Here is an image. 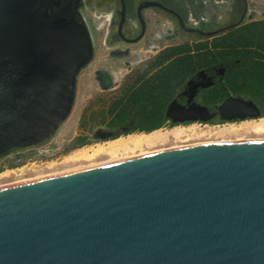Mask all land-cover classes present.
I'll return each instance as SVG.
<instances>
[{
  "label": "water",
  "instance_id": "water-1",
  "mask_svg": "<svg viewBox=\"0 0 264 264\" xmlns=\"http://www.w3.org/2000/svg\"><path fill=\"white\" fill-rule=\"evenodd\" d=\"M79 1L0 0V159L51 145L71 114L94 52ZM227 111L258 114L231 97L218 107ZM197 114L166 111L173 123L207 120ZM0 264H264V142L2 187Z\"/></svg>",
  "mask_w": 264,
  "mask_h": 264
},
{
  "label": "flooded vegetation",
  "instance_id": "flooded-vegetation-1",
  "mask_svg": "<svg viewBox=\"0 0 264 264\" xmlns=\"http://www.w3.org/2000/svg\"><path fill=\"white\" fill-rule=\"evenodd\" d=\"M96 1H99V3L96 6H93V8L97 9L98 12L107 14L106 20L108 22V29L105 42L111 47L110 53L108 54L109 57L111 54V58L113 59H118L120 57L128 58L135 51L132 50V47L140 44L149 48V52H154L157 55L150 64L146 65L145 68L139 72L138 77L129 84L130 86L124 90L120 97L129 95L135 87L142 83L143 80L149 78L161 67L166 65L167 62H164L161 65L152 68L150 67L156 62V58L163 51L169 49L170 52H173V56L170 60L175 59L179 55L177 54V51H182L186 48L191 51L190 53H193L195 52L197 44L211 43V40L215 38L225 36L237 28L244 27L248 25V23H246V18H250L247 0H194L192 11L186 15L182 13L183 11L180 12L176 5L178 1L186 3L188 0H174L175 2H173V0L170 2H165L163 0ZM79 5V11L82 14H84L87 8H90L87 0H80ZM91 35L93 37V34ZM95 55L94 46L93 58L85 68L93 62ZM170 60L168 62H170ZM122 64L126 65L128 68L130 67V70L127 73L132 71V66H130L129 61L122 62ZM229 69L228 66L220 64L217 67L202 69L196 72L185 80L184 84L176 90L174 97L169 103H174L175 106L181 109H192L196 114H203L197 109V107H202L203 110L205 109L203 115L207 117V120L173 123L171 119H165L162 125L156 130L165 127L169 129L177 127L187 128L191 125L197 124V131H188L185 138L186 141L199 139V141L202 142L203 140L210 141V138L216 139L217 132L221 130L222 127L239 125L264 117L262 116L264 109L262 110L261 106L253 101L251 102L255 105L258 111L256 116L238 118L234 116L235 113L233 111H227L222 114L225 117H221V114L218 112V107L224 99L231 97L246 102L250 101L238 96L230 95L224 98L221 102L215 104H206L203 102V94L207 91L213 90L218 84L222 83L228 75ZM98 71L101 84L107 89L111 88L113 83H115L113 81V71H105L104 69H99ZM200 73L203 74V76H208V79H211L212 81H205L206 78L198 76ZM144 74L145 76H143ZM188 84V93L187 95H183ZM105 130L106 132L111 131L107 126ZM134 133L145 132L137 131L130 134ZM80 144L81 142L77 143V145ZM39 148L41 151L40 154L42 155L44 152L48 151L46 149H49V147L46 146H41ZM34 149L37 154L39 150H37V148ZM67 151L68 150H60L59 152L64 153Z\"/></svg>",
  "mask_w": 264,
  "mask_h": 264
},
{
  "label": "rangeland",
  "instance_id": "rangeland-1",
  "mask_svg": "<svg viewBox=\"0 0 264 264\" xmlns=\"http://www.w3.org/2000/svg\"><path fill=\"white\" fill-rule=\"evenodd\" d=\"M163 1L170 2L171 0ZM87 2L90 5V8H87L82 15L85 17V21L91 34H93L92 39H94L96 55L93 62L85 68L78 77L76 97L71 114L58 130L56 136L51 141V145H45L46 147H49V149H46L48 151L44 152L43 155L40 154V148H37V150H39L37 154L35 149H27L16 155L0 159V186L34 179L39 176L60 174L74 168L87 167L92 164H100L110 160V157L106 155L98 156L97 158L95 157L96 159L93 158L91 160L78 162L67 161L66 159L79 151L89 150L96 144L107 143L110 141L105 138L107 120L101 122V115L106 114L108 103L113 99L119 98L124 90L130 86L129 84L138 77L139 72L144 69L146 65L150 64L157 55L154 52H149V48L140 44L132 47V50L135 51L128 58L120 57L118 59H113L111 58V54L109 57L108 54L110 53L111 47L105 42L108 29V22L106 20L107 14L98 12L97 9L93 8V6H96L99 1L87 0ZM173 2L175 1L173 0ZM193 2L194 0H188L186 3L178 1L176 7L180 12L183 11L182 13L186 15L192 11ZM247 3L250 18H246V23L250 24L264 19V0H247ZM261 27H264V24ZM236 30L241 31L243 30V27L237 28ZM126 61H129L130 66H132V71L130 73H127L130 70V67L128 68L126 65L122 64V62ZM99 69L113 71V81L115 83H113L111 88L107 89L99 81ZM202 76L203 74L201 77ZM203 78H206L205 81H212L211 79H208V76L204 75ZM188 90L189 84L186 86L185 92H182L183 95H187ZM256 121L258 120L239 125L225 126L224 128L222 127L221 130L217 132L216 139L210 138V141L203 139L200 140H203L202 142L204 143H216L237 139H263L264 133L250 132L253 131L252 126ZM197 127V124L191 125L187 128L177 127L183 130L180 139L175 140L170 137L167 142L159 145L157 144L158 146L143 147L142 151L153 152L176 146L202 143L199 139L188 141L185 139L188 131H197ZM158 130H161L163 133L170 131L167 127ZM126 136L127 135L120 137ZM79 138H84V141L80 145H77ZM60 150L68 151L61 153L59 152ZM134 152V154H131L138 155L140 153L139 150H135ZM131 154L126 153L122 156H130Z\"/></svg>",
  "mask_w": 264,
  "mask_h": 264
},
{
  "label": "trees",
  "instance_id": "trees-1",
  "mask_svg": "<svg viewBox=\"0 0 264 264\" xmlns=\"http://www.w3.org/2000/svg\"><path fill=\"white\" fill-rule=\"evenodd\" d=\"M263 24L264 19L244 26L241 31L235 29L215 38L211 43H199L193 53L188 48L177 51L179 55L172 60L173 52L169 49L160 53L150 67L164 62H167L166 65L137 87L134 86L129 95L108 103L106 114L100 117L101 122L107 120V127L111 129L106 132L105 138L114 140L137 131L149 133L156 130L168 119L166 111L169 103L185 80L202 69L220 64L228 66L229 73L222 83L203 94V102L215 104L232 95L253 101L263 110ZM83 139L79 138L78 142L82 143Z\"/></svg>",
  "mask_w": 264,
  "mask_h": 264
},
{
  "label": "bare ground",
  "instance_id": "bare-ground-1",
  "mask_svg": "<svg viewBox=\"0 0 264 264\" xmlns=\"http://www.w3.org/2000/svg\"><path fill=\"white\" fill-rule=\"evenodd\" d=\"M249 129V128H248ZM252 130L250 132H255V133H264V117L258 119L253 126ZM168 131V130H167ZM183 130L179 128H173L170 129V131L163 133L161 130H154L149 133H141V134H132V135H127L126 137H119L114 140H110L107 143H101V144H96L94 147L90 148L89 150H82L79 151L78 153L70 156L67 158V161H87L91 159H96L98 156H103L106 155L110 157V160L104 163H97V164H92L87 167H80V168H74L72 170H68L65 172H62L60 174H53V175H46V176H39L35 177L34 179H29V180H24L21 182H14V184L6 185V186H11V185H17V184H23V183H29L61 174H66V173H71V172H76V171H81V170H86V169H91V168H96V167H101L104 165L108 164H113L133 158H138V157H143L151 154H156V153H161V152H166V151H171V150H176V149H182V148H189V147H201V146H212V145H222V144H235V143H247V142H264L263 139H237V140H230V141H220L216 143H207V144H195V145H186V146H176L173 148L169 149H162V150H156L153 152H143L142 148L143 147H152L155 145L163 144L167 142L168 138L172 137L173 139L177 140L180 139V135L182 134ZM172 139V140H173ZM186 139V138H185ZM157 145V146H158ZM135 150H139L138 155H132L134 154ZM134 152V153H133ZM126 153H132L130 156H122L125 155ZM120 155V156H119ZM128 155V154H127ZM119 156V157H118ZM96 157V158H95ZM6 186H0L6 187Z\"/></svg>",
  "mask_w": 264,
  "mask_h": 264
}]
</instances>
